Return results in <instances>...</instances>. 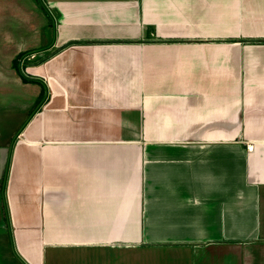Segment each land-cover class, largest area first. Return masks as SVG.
<instances>
[{
  "label": "crops",
  "instance_id": "1",
  "mask_svg": "<svg viewBox=\"0 0 264 264\" xmlns=\"http://www.w3.org/2000/svg\"><path fill=\"white\" fill-rule=\"evenodd\" d=\"M0 264H264V0H0Z\"/></svg>",
  "mask_w": 264,
  "mask_h": 264
},
{
  "label": "built area",
  "instance_id": "2",
  "mask_svg": "<svg viewBox=\"0 0 264 264\" xmlns=\"http://www.w3.org/2000/svg\"><path fill=\"white\" fill-rule=\"evenodd\" d=\"M24 60H25V59H24ZM24 60H22V61L20 60L21 70H22V68H23V66H24V63H25ZM248 148H249L250 151H253V150H254V147H253V146H249Z\"/></svg>",
  "mask_w": 264,
  "mask_h": 264
},
{
  "label": "trees",
  "instance_id": "3",
  "mask_svg": "<svg viewBox=\"0 0 264 264\" xmlns=\"http://www.w3.org/2000/svg\"><path fill=\"white\" fill-rule=\"evenodd\" d=\"M22 58H23V55H21V56L19 57V59H17V60L15 61L14 65L17 66Z\"/></svg>",
  "mask_w": 264,
  "mask_h": 264
}]
</instances>
